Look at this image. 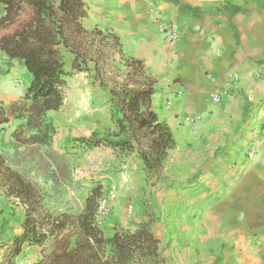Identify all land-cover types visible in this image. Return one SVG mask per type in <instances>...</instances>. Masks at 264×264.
Segmentation results:
<instances>
[{
	"label": "crops",
	"instance_id": "crops-1",
	"mask_svg": "<svg viewBox=\"0 0 264 264\" xmlns=\"http://www.w3.org/2000/svg\"><path fill=\"white\" fill-rule=\"evenodd\" d=\"M84 2L85 27L116 33L124 52L143 60L156 80L152 107L174 134L176 145L155 174V221L148 225L166 264H264V0ZM171 24L177 25L179 38L170 43L163 30ZM28 85L26 68L0 51V104L11 115L9 126L0 125V150L6 160L17 154L21 166L30 159L20 153L24 146L16 152L13 135L39 115L35 109L25 116ZM95 88V111L103 108L104 118L96 117L93 132L114 129L109 92ZM215 94L221 97L216 103ZM52 112L45 114L49 120L42 130L22 127L26 137L56 151ZM105 149L119 155L123 173L143 177L145 165L137 152ZM9 165L25 174L19 165ZM112 188L117 192L118 183ZM2 196L0 264L1 246L23 231L25 219L21 204L15 207L14 198Z\"/></svg>",
	"mask_w": 264,
	"mask_h": 264
},
{
	"label": "trees",
	"instance_id": "trees-1",
	"mask_svg": "<svg viewBox=\"0 0 264 264\" xmlns=\"http://www.w3.org/2000/svg\"><path fill=\"white\" fill-rule=\"evenodd\" d=\"M86 17L84 0H0V51L26 68L24 98L39 115L61 108L68 76L89 73L93 84L109 92L115 128L77 141L90 148L111 147L123 155L137 152L147 174L160 173L176 141L152 107L156 80L143 60L124 52L119 35L85 27ZM67 53L72 55L70 67ZM10 116L0 104V125L9 123ZM0 187L26 208L23 231L1 246L2 264H13L26 243L43 247L42 257L33 264L167 263L160 240L147 224L117 229L111 238L104 235L100 182L91 188L80 212L55 215L44 208L38 188L0 152Z\"/></svg>",
	"mask_w": 264,
	"mask_h": 264
},
{
	"label": "rangeland",
	"instance_id": "rangeland-1",
	"mask_svg": "<svg viewBox=\"0 0 264 264\" xmlns=\"http://www.w3.org/2000/svg\"><path fill=\"white\" fill-rule=\"evenodd\" d=\"M71 60L72 55L67 53L68 67H70ZM19 78L22 81L24 76L21 75ZM94 88L91 75L87 72H74L68 76L64 86L63 105L58 111L50 113L52 116L49 123L51 134L55 136L59 149L56 151L50 147L46 149L40 146V141L25 136V129L22 126H27L28 130L37 132L47 126L45 122L47 115H38L34 124L27 121L28 123L19 126L13 135L14 149L18 152L19 147L24 146V149L21 148L23 152L20 153L29 158L30 162L23 163L24 165L21 166L17 154L8 155L6 162L19 165L25 172L24 176L43 195L41 198L44 208L55 215L80 212L91 188L100 182L104 190L100 208L102 228L104 235L111 238L117 229L135 230L142 224L149 225L155 221V205L151 203L155 195V174L150 175L145 172L142 178L139 176L133 178L128 173H123L119 155L110 153L105 149L106 146L90 148L77 141L82 135H89L93 132L95 129L93 122L96 117L104 116L103 108L95 111L99 107V100L91 94ZM23 102L26 110L25 116L29 118L30 112L35 111V108L30 101L24 100ZM4 126H9V123ZM105 129L108 128H99L96 131L104 132ZM0 131H3L1 127ZM60 137H63L62 142ZM35 142L39 145L32 148L31 145ZM45 154L48 155L47 159ZM123 158L125 157L121 156V159ZM12 168L16 170V167ZM114 183L119 185L117 192L112 188ZM2 195L8 197L4 189L0 187V196L3 197ZM13 200L16 202H13L15 207L21 204L25 211V205L17 198ZM109 233L112 235L110 236ZM25 246L27 247L24 255L15 258L13 264H33L42 257V246L28 243ZM38 248L40 249L39 254L36 253Z\"/></svg>",
	"mask_w": 264,
	"mask_h": 264
},
{
	"label": "built area",
	"instance_id": "built-area-1",
	"mask_svg": "<svg viewBox=\"0 0 264 264\" xmlns=\"http://www.w3.org/2000/svg\"><path fill=\"white\" fill-rule=\"evenodd\" d=\"M165 39L168 42H175L179 38V30L177 25L171 24L167 26L164 30ZM220 94L213 95L212 102L216 103L220 100ZM192 121V120H191ZM255 156V151L251 148L248 152V157L252 159Z\"/></svg>",
	"mask_w": 264,
	"mask_h": 264
}]
</instances>
